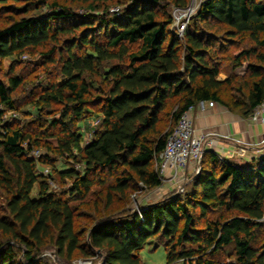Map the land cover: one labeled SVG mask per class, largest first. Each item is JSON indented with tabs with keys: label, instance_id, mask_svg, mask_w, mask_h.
<instances>
[{
	"label": "trees",
	"instance_id": "obj_1",
	"mask_svg": "<svg viewBox=\"0 0 264 264\" xmlns=\"http://www.w3.org/2000/svg\"><path fill=\"white\" fill-rule=\"evenodd\" d=\"M168 1L178 8L189 2ZM71 2L85 5L87 13L78 17L58 0H32L26 12L45 7L49 12L0 28V69L4 60L18 64L22 56L50 45L42 62L57 70L31 93L37 122L32 129L7 115L19 111L13 95L24 79L12 74L0 79V189L5 193L0 264H44L43 250H53L64 262L78 254L99 257V264H144L139 252L151 242L163 247L165 264H224L223 254L228 264H264V156L246 163L220 160L207 151L182 197L143 209L142 220L129 213L98 220L86 237L76 230L71 205L102 184L105 173L115 176L106 208L112 194L127 201L133 186L160 187L154 162L181 115L197 102L213 101L242 117L263 105L264 0H205L181 38L171 31V16L160 0ZM110 5L121 9L109 13ZM220 29L224 33L217 37ZM230 45H239L232 70L244 67L250 79L245 101L233 106L221 95L232 81L218 79V56ZM172 102L178 105L169 112ZM55 107L58 111L45 119ZM91 113L99 123L83 145L78 124ZM169 113L176 122L163 132L159 124ZM42 147L48 154L38 160L32 152ZM49 154L82 169L57 171L56 178L42 175L37 165H48ZM57 181L69 183L68 190L52 189Z\"/></svg>",
	"mask_w": 264,
	"mask_h": 264
},
{
	"label": "rangeland",
	"instance_id": "obj_2",
	"mask_svg": "<svg viewBox=\"0 0 264 264\" xmlns=\"http://www.w3.org/2000/svg\"><path fill=\"white\" fill-rule=\"evenodd\" d=\"M32 0H6V2L0 1V28L8 26L12 21L20 20L22 18H29L34 14L46 13L49 12L48 8H42V10H36L35 8H31L29 12H26L24 8L31 2ZM62 6L70 8L76 16H83L87 13L84 10L83 4H76L71 2V0H58ZM198 2V0H197ZM163 10H166L171 16V25L170 29L175 33L176 23L177 26L181 23H186L185 12L181 14H177V20L173 17V10L184 9L173 7L168 0H160ZM191 0H189L188 5H190ZM165 8V9H164ZM119 7H114V5H110L108 12L115 14ZM195 12L191 16L188 24L191 23L196 12L199 7L194 8ZM160 10V7H159ZM183 10V11H184ZM179 23V24H178ZM187 24V25H188ZM217 37H221L222 33H224L223 29L218 30ZM245 45V44H243ZM249 43H246V46H249ZM52 46L47 45L43 48H38L31 52L30 54H26L19 58L18 64H15L13 60H4L1 63L0 69V79H4L7 75H15L21 76L24 81L21 87H19L13 95V98L18 104L19 111L15 113H9V120H18L22 126L27 129L35 128L36 121V113L34 112L33 106H29V102L31 101V93H36L39 88L37 86L46 85L49 79H52L57 70L55 66L43 65L41 56L45 54ZM228 48L224 49L222 54H219L218 60L220 61V73L218 79L225 83V81H232V85H224L222 89V98L223 100L230 106H233L235 102L243 103L247 94V83H249V75L248 72L244 69V67L237 68L236 70H232L231 60L234 52L238 49L239 45H230ZM240 49V48H239ZM173 102L168 106V111L172 112L174 107L178 105V103ZM177 108V107H176ZM175 108V109H176ZM264 103L258 109L263 110ZM233 110V109H232ZM27 111H31L33 114H27ZM58 109L52 108L48 113L43 114L45 119L52 118L53 114L56 113ZM254 112V111H253ZM252 112V113H253ZM169 114L162 116L159 129H162L163 132L171 131L175 124V120L172 117H168ZM252 115V114H251ZM250 115V116H251ZM35 123V124H34ZM99 123V116L96 113H91L88 118L81 121L78 126L80 127L79 131L82 134L83 145H85L88 141H90L91 136L93 135V131L97 128ZM46 140H41V143H46ZM47 143L55 145L54 139H48ZM207 150L204 153L206 155ZM48 154L47 150L42 147L38 149H34L32 152V156L38 160L44 158V156ZM229 157V155H228ZM227 157V158H228ZM49 164H38L37 172L42 175L47 176L49 173L53 177H57L56 172L64 169H68L73 167L77 171L80 172L82 167L77 164H73L69 159H57L52 154L48 156ZM226 159V158H225ZM67 160V161H66ZM156 161L154 162L155 169ZM195 167V166H194ZM197 176L194 168L192 167V171L190 174L184 173V176L177 181H169L165 179V181L161 180V186L155 188L153 190L145 189L141 184L137 186H133L126 193L127 201L123 199H119V197L115 194H112L114 197L113 203L106 208V192L109 187L113 184L115 176L108 175L105 173L104 176L101 175L100 181L102 180V184L100 182L96 183L91 192L84 199H75L71 203L75 212V227L76 230L80 233H83V236L86 237L90 228L97 222L98 220L105 219H117L125 216L126 214H134L138 217L142 216V211L145 208L153 206L155 204L161 203L166 198H170L173 196L180 195L183 196L184 188L186 191H189L187 187L188 183L193 179V177ZM58 182V181H57ZM69 183H59L52 184V189L56 191L60 190H68ZM32 197H36V190H33ZM5 193L0 189V215L5 211V203H4ZM140 212V213H139ZM142 220V218L140 217ZM139 257L144 264H165L166 262V254L162 246L157 247L155 242L148 243L143 250L139 252ZM220 261L224 264L231 263L229 258L226 255H221L219 257ZM40 260L44 264H99L100 258L90 257L85 258L78 254H76L70 261H62L55 254L53 250H43L42 255L40 256ZM176 264H181L180 262Z\"/></svg>",
	"mask_w": 264,
	"mask_h": 264
},
{
	"label": "built area",
	"instance_id": "obj_3",
	"mask_svg": "<svg viewBox=\"0 0 264 264\" xmlns=\"http://www.w3.org/2000/svg\"><path fill=\"white\" fill-rule=\"evenodd\" d=\"M204 1L205 0H198L197 2V0H191L190 5H188L185 10L177 8L173 10V17L175 20H177V14L185 12L184 18L186 19V23H181L178 26L176 23L175 35L178 38L182 37L191 16L195 12L194 8L200 7ZM214 105L215 102L213 101H199L189 107L181 115L176 123V126L167 137L163 151L155 160V170L159 174L161 180L165 181V179H167L169 181H176L184 176V173L190 166L194 168L196 174L199 173V163L201 158L206 150L213 152L212 149L216 137L212 135H196L192 113L194 110L204 112L207 108H212ZM258 108L254 110L250 116V120L252 122H260L264 124V117L261 116V110ZM243 153L244 150L239 148L236 150L234 155L237 156ZM231 154L228 158L234 156ZM216 156L220 160L226 158L225 155H221L219 153H217Z\"/></svg>",
	"mask_w": 264,
	"mask_h": 264
},
{
	"label": "crops",
	"instance_id": "obj_4",
	"mask_svg": "<svg viewBox=\"0 0 264 264\" xmlns=\"http://www.w3.org/2000/svg\"><path fill=\"white\" fill-rule=\"evenodd\" d=\"M192 116L196 135H212L217 138L212 149L215 154L219 153L227 158L241 148L244 153L232 158L246 163L254 157L264 156V124L252 122L250 115L242 117L239 113L231 112L215 103L204 112L194 110ZM261 116L264 117V108ZM191 171L190 166L186 173L190 174Z\"/></svg>",
	"mask_w": 264,
	"mask_h": 264
}]
</instances>
